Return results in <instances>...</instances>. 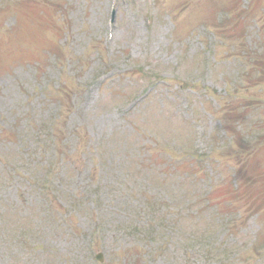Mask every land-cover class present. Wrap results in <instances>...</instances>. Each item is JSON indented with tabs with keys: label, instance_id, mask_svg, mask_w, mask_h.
<instances>
[{
	"label": "rangeland",
	"instance_id": "1",
	"mask_svg": "<svg viewBox=\"0 0 264 264\" xmlns=\"http://www.w3.org/2000/svg\"><path fill=\"white\" fill-rule=\"evenodd\" d=\"M251 63L264 0H0V264H264Z\"/></svg>",
	"mask_w": 264,
	"mask_h": 264
},
{
	"label": "trees",
	"instance_id": "2",
	"mask_svg": "<svg viewBox=\"0 0 264 264\" xmlns=\"http://www.w3.org/2000/svg\"><path fill=\"white\" fill-rule=\"evenodd\" d=\"M241 20V19H240ZM252 66H253V69L255 68L254 66H255V63H253V64H251ZM264 67V64H263V66H261V67H257L258 69H254L255 71H251L250 73L253 75V74H255V75H259L258 73H261V72H263V69H261V68H263ZM241 120V119H240ZM243 122L244 121H241V122H239V123H237L236 121L234 122V124L232 125V128H233V130H232V133H231V135H229V138L230 139H237V138H240V139H242L243 140V143L245 144V145H248L249 144V140H248V137H247V135H245L244 134V132L241 130V129H244L243 128ZM183 162H186V165H191V167H192V165H193V163H196V161H194L193 159H192V157L191 156H187V159L186 160H184ZM182 162V163H183ZM189 176L191 177V178H193L195 175L194 174H189ZM262 179H263V181H264V177H262ZM258 179H256V181H257ZM253 182H255V180L253 181ZM263 200V199H262ZM264 201V200H263ZM259 208H261L260 206H259ZM259 212V210H256L255 212H254V214H257Z\"/></svg>",
	"mask_w": 264,
	"mask_h": 264
},
{
	"label": "water",
	"instance_id": "3",
	"mask_svg": "<svg viewBox=\"0 0 264 264\" xmlns=\"http://www.w3.org/2000/svg\"><path fill=\"white\" fill-rule=\"evenodd\" d=\"M97 258L100 260V257L99 256Z\"/></svg>",
	"mask_w": 264,
	"mask_h": 264
}]
</instances>
